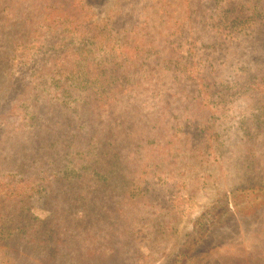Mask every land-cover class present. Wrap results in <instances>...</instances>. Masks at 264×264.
<instances>
[{"label":"rangeland","instance_id":"obj_1","mask_svg":"<svg viewBox=\"0 0 264 264\" xmlns=\"http://www.w3.org/2000/svg\"><path fill=\"white\" fill-rule=\"evenodd\" d=\"M263 2L0 0V264H264Z\"/></svg>","mask_w":264,"mask_h":264},{"label":"trees","instance_id":"obj_2","mask_svg":"<svg viewBox=\"0 0 264 264\" xmlns=\"http://www.w3.org/2000/svg\"><path fill=\"white\" fill-rule=\"evenodd\" d=\"M207 1L210 2L211 0ZM252 49L254 50V52H251V54L249 55L250 59L253 58L255 67L261 66L264 63V46L260 43H257L254 47H252ZM249 194H252L254 197H252V199L247 203H243L246 206H243L242 204L237 205L239 198H243L244 196H247ZM219 202L220 201L214 200L212 203L219 204ZM229 202H233V204L238 207L230 208ZM222 203H224L227 210L224 211V213L220 212V214L224 216L227 215V219H232L234 215L253 214L257 209V205L264 204V185L231 189V194L228 195L226 201ZM214 208V206H211L210 208L207 207L206 209H203V212H200V214L197 216L196 221H194L190 232L181 243L180 249L170 259L168 264H183L191 257V253L197 249L198 245L208 238V235L211 233L210 231L216 226H220L223 223V216H216L215 212H213ZM206 221H209L212 224L209 226V228H207L208 223ZM9 263H11V261Z\"/></svg>","mask_w":264,"mask_h":264}]
</instances>
